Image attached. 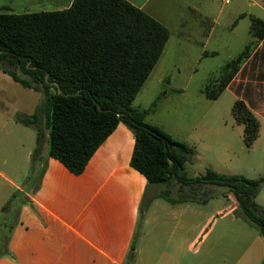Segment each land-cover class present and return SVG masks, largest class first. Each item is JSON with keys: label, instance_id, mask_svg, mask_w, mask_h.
I'll return each instance as SVG.
<instances>
[{"label": "crops", "instance_id": "crops-1", "mask_svg": "<svg viewBox=\"0 0 264 264\" xmlns=\"http://www.w3.org/2000/svg\"><path fill=\"white\" fill-rule=\"evenodd\" d=\"M74 1L0 0V9L6 7L9 10L4 12L13 14L63 11L71 8ZM125 1L162 24L170 33L159 62L138 94L144 92L150 82L159 85L149 108L141 104L135 106L150 110L149 115L158 109L159 103L182 97L190 91L198 80L196 67L199 63L219 54L217 50L208 51L209 42L219 29L231 27L230 30L234 31L249 18L250 34L252 16L264 20V0H239L236 6L229 9L226 4L231 5V1L224 3L222 0ZM219 1L225 5L218 7ZM244 3H247L248 10L240 8ZM251 38L250 43L254 40ZM248 44H245L244 49ZM169 47L182 51V54L180 58L173 54L170 60L173 70L161 75L158 70ZM211 76L213 70L208 72L206 78L201 77L204 85ZM165 83L168 89L164 88ZM204 85L196 86L203 99L218 101L227 95L231 109L237 100L244 101L261 124L260 137L256 143L264 138V39L257 43L218 99H208L202 93ZM221 114L215 105L209 106L198 124H203L209 116L218 118ZM147 124L159 127L169 135L159 122ZM206 129L212 130L210 126H206ZM18 133L25 134L21 131ZM4 138L8 142H16V131H8ZM28 141L26 153L17 167L12 168L14 176L7 178L9 190H0V221L4 205L16 192L30 200L29 204L17 208L18 221L9 234V254L0 252V264L262 263L264 237L258 231L254 233L255 228L235 216L237 202L227 210L231 218L225 221L218 219V212L209 209L208 203L189 201L171 204L163 199H155L141 223V234L135 250L131 249L139 226L141 203L149 186L145 176L131 166L135 137L125 124L118 125L81 175H74L59 161L48 157V135L45 134L42 156L46 159V170L40 186L33 192L21 183L31 171V156L37 145V134L33 143L31 138ZM149 191L151 198L160 192L154 186ZM70 195L94 202V218L82 228L88 236L71 226L66 227L55 211L56 206L62 205L64 198ZM230 228L238 232L233 233ZM227 230L231 233H225ZM130 253L134 254L131 260L128 258Z\"/></svg>", "mask_w": 264, "mask_h": 264}, {"label": "trees", "instance_id": "trees-1", "mask_svg": "<svg viewBox=\"0 0 264 264\" xmlns=\"http://www.w3.org/2000/svg\"><path fill=\"white\" fill-rule=\"evenodd\" d=\"M7 10L0 9V71L23 88L42 95L32 115H15L18 124L37 132L28 184L33 182L34 189L39 187L45 173V134L48 157L74 175H81L122 123L135 137L131 166L148 181L141 203L142 220L155 199L171 204L198 201L191 197L198 196L197 192L176 196L175 186L206 187L214 190L209 198L232 193L238 203L235 216L264 237V208L256 203L264 188V175L250 179L210 167L202 176H189L186 164L193 162L196 149L147 124L150 110L133 106L164 52L170 37L166 27L125 0H75L67 10L32 14L5 13ZM250 34L254 40L203 86L202 93L208 99L221 96L257 43L264 39L263 19L252 16ZM232 116L243 128L245 146L251 149L260 137L259 120L242 100L235 102ZM155 185H164L165 189L151 198L149 188ZM218 188L225 193L220 194ZM24 198L23 204L30 203L28 197ZM16 199L14 195L3 208L15 215L14 220L4 222L9 231H0V252L4 255L9 254V234L18 221ZM207 201L205 198L199 202ZM142 220L131 246L133 251ZM129 257L133 259L134 254Z\"/></svg>", "mask_w": 264, "mask_h": 264}, {"label": "rangeland", "instance_id": "rangeland-1", "mask_svg": "<svg viewBox=\"0 0 264 264\" xmlns=\"http://www.w3.org/2000/svg\"><path fill=\"white\" fill-rule=\"evenodd\" d=\"M230 1L231 5L226 4L227 9L239 3V0ZM221 5L225 4L219 1L218 7ZM240 8L248 10L247 3L240 5ZM248 21L249 18H247L246 22H242L234 31L230 30L231 27L219 29L208 45L209 52L217 50L219 54L199 63V66L196 67L198 69L196 76L198 80L193 83L190 91L182 97L159 103L158 109L153 110L146 118V121L152 122V124L159 122L166 128L174 140L189 143L196 148V155L193 158V162L186 164V171L191 177H196L197 174L204 175L210 167L224 174L241 175L250 179H256L264 175V138L254 144L251 149L247 148L243 140V128L237 125L232 117V109L230 103L227 101V95H224L218 101L206 100L199 96L196 87H200L201 84L204 85V80H201V77L204 76L206 78L210 70H213V75L217 76L221 67L237 57L243 51L245 44L250 43L252 38L249 34ZM173 54H176L180 58L182 51L169 47L166 50V56L158 73L161 75L171 73L173 66L170 60ZM6 67L13 69L11 66L4 65V68ZM193 68L194 65L191 69ZM158 88L159 85L150 82L146 90L138 95L133 106L141 104L149 108L156 96L155 93ZM164 88H169L167 83L164 84ZM41 100V94L23 88L7 74H0V190H9L8 179L14 176L12 168L17 167V163H19V160L26 153L29 138H31V142L33 143L37 134L36 130L18 124L15 121V115L17 113L32 115ZM213 105L221 110V116L218 115V118L209 116L207 121L199 125L201 116L209 106ZM206 126H210L212 130L206 129ZM12 129L16 131V142L13 143L6 141L4 138L5 134ZM18 131L24 132L25 134L21 135ZM26 180L27 178L23 179L21 185L24 188L26 187L28 191L33 192V182H29L30 184H28ZM154 189L162 191L165 189V186L156 185ZM173 189L176 196L187 197L188 195L178 186H175ZM217 190L220 194L225 193L224 189L218 188ZM225 194V196L218 195L212 198H209V196L205 198H208L206 203H208L209 209L216 210L215 212L218 213L221 211L220 214L216 213V216L219 215L218 219L226 221L231 218L227 210L231 209L232 204L237 201L232 193L226 192ZM15 195L17 205L23 207V201L26 198L19 192H16ZM191 197L198 199L199 195L197 196L195 194L191 195ZM205 198L199 199L202 200ZM12 199L13 197L10 200ZM64 199L65 202L62 205L56 206V213L66 223V227L71 226L88 236L82 228L84 224H87L94 218L92 211L94 202L91 199H83L79 196L75 198L73 195L66 196ZM256 203L264 206V188L257 197ZM9 208L13 209L11 206ZM141 216L139 215V219L142 220ZM14 217V212L8 213L2 210L0 231H9L10 227L5 228L4 222L8 218L14 220ZM60 222L62 223V221ZM141 223H143V220ZM230 230L233 233L238 232L231 228ZM230 230L225 231V233L230 234ZM254 233L257 234V230ZM4 246L5 241L2 243L1 248ZM128 258L131 260L130 257ZM129 264L132 263L129 262ZM261 264H264V259Z\"/></svg>", "mask_w": 264, "mask_h": 264}, {"label": "water", "instance_id": "water-1", "mask_svg": "<svg viewBox=\"0 0 264 264\" xmlns=\"http://www.w3.org/2000/svg\"><path fill=\"white\" fill-rule=\"evenodd\" d=\"M201 176V175H200ZM192 190V189H191ZM214 193V190H207V188H203L202 189V192L199 194V198H205V197H208L210 194H213ZM197 199L198 201H200V199Z\"/></svg>", "mask_w": 264, "mask_h": 264}, {"label": "flooded vegetation", "instance_id": "flooded-vegetation-1", "mask_svg": "<svg viewBox=\"0 0 264 264\" xmlns=\"http://www.w3.org/2000/svg\"><path fill=\"white\" fill-rule=\"evenodd\" d=\"M179 188H181V189H183L182 187H179ZM204 188V187H203ZM203 188H199V187H189V188H184L183 190L186 192V191H189V192H191V193H195V192H197L198 193V195L202 192V189ZM206 188V187H205ZM192 189V190H191Z\"/></svg>", "mask_w": 264, "mask_h": 264}, {"label": "built area", "instance_id": "built-area-1", "mask_svg": "<svg viewBox=\"0 0 264 264\" xmlns=\"http://www.w3.org/2000/svg\"><path fill=\"white\" fill-rule=\"evenodd\" d=\"M224 3H229L230 0H222Z\"/></svg>", "mask_w": 264, "mask_h": 264}]
</instances>
